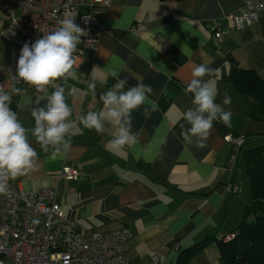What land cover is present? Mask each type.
Listing matches in <instances>:
<instances>
[{
    "label": "crops",
    "instance_id": "crops-1",
    "mask_svg": "<svg viewBox=\"0 0 264 264\" xmlns=\"http://www.w3.org/2000/svg\"><path fill=\"white\" fill-rule=\"evenodd\" d=\"M243 0H110L92 4L85 0L77 11H88L101 28L94 47L76 59V75L49 86H63L73 109L71 147L62 157L50 158L30 138L39 159L37 170L9 179L15 186L38 191L54 188L64 219L75 232L89 234L127 228L130 264H176L179 250L210 237L220 239L234 231L244 219L249 201L237 179L232 192L225 167L229 147L221 132L213 127L205 145L187 144L181 125L189 127L182 114L192 107V95L184 88L191 79L193 64H204L215 72L204 79L214 85L222 104L232 113L227 134L258 137L256 121L248 117L251 101L241 95L228 79L232 63L254 70L264 79V10L258 20L240 30L231 27L223 14L240 7ZM9 5L0 2V84L10 90L9 68L17 65L19 47L3 29ZM75 21V16H72ZM221 32L216 38L213 33ZM96 81V96L87 90ZM118 79L129 86L144 83L152 87L150 99L159 105L150 118L143 107L132 113V132L137 142L112 151L108 141L117 133L114 124H105L102 134L79 124V116L102 109L100 94ZM13 94L11 107L25 127L34 126L31 108L46 103L47 93L24 88ZM239 163V162H237ZM64 166L79 170L76 180L59 177ZM238 166V164H237ZM47 182V186H45ZM252 220V217H246ZM156 257V260H155ZM185 264H224L216 242L209 241Z\"/></svg>",
    "mask_w": 264,
    "mask_h": 264
},
{
    "label": "clouds",
    "instance_id": "clouds-1",
    "mask_svg": "<svg viewBox=\"0 0 264 264\" xmlns=\"http://www.w3.org/2000/svg\"><path fill=\"white\" fill-rule=\"evenodd\" d=\"M87 33L75 23L74 18L66 17L59 21L53 30L44 32L42 38L29 45L25 43L17 60L12 86L0 84V194L7 192L8 179L27 176L37 170L39 155L32 146L30 138L38 143L44 152H50V158L62 157L71 147L73 129L77 121L72 119L73 109L67 97L75 93L70 89L66 93L63 86L55 87L50 93L49 86L58 80L67 81L76 75L77 46L81 37ZM215 72L204 64H193L191 79L184 93L192 95V107L183 112L182 118L189 127L181 125L180 135L187 144L201 148L215 121L230 126L232 113L224 106L230 105L231 97L225 93L222 104L216 102L217 89L204 78ZM24 83L37 92L47 93L46 103L31 108L34 126L25 127L18 113L11 107L13 94L20 95L25 90L17 87ZM128 81L118 79L106 92L100 94L102 109L89 111L79 116V124L88 130L102 134L105 124H114L117 133L108 141L112 151L123 150L137 142L132 132V113L143 107V114L150 118L159 105L150 99L152 87L138 83L126 88ZM88 92L96 96V81L87 86ZM47 186V182H45Z\"/></svg>",
    "mask_w": 264,
    "mask_h": 264
},
{
    "label": "built area",
    "instance_id": "built-area-1",
    "mask_svg": "<svg viewBox=\"0 0 264 264\" xmlns=\"http://www.w3.org/2000/svg\"><path fill=\"white\" fill-rule=\"evenodd\" d=\"M110 0H90V3L106 5ZM9 9L3 29L17 44L23 47L42 38L44 32L53 30L60 20L75 16V23L87 33L81 37L76 57L83 50L94 47L101 28L98 20L88 11L78 12L85 0H0ZM264 10V0H243L240 7L223 14L231 27L240 30L258 20ZM216 38L221 37L215 31ZM16 66L9 68V78L15 75ZM20 87L34 88L20 82ZM36 91V90H35ZM242 134L223 136L229 147L225 167L231 191H238L232 181L241 147L245 143ZM79 170L64 166L59 177L76 180ZM7 192L0 194V264H130L128 241L131 232L120 228L105 232L80 234L64 219L54 188L38 191L15 186L5 181ZM236 232H230L221 240L227 242ZM156 260V257H155Z\"/></svg>",
    "mask_w": 264,
    "mask_h": 264
},
{
    "label": "trees",
    "instance_id": "trees-1",
    "mask_svg": "<svg viewBox=\"0 0 264 264\" xmlns=\"http://www.w3.org/2000/svg\"><path fill=\"white\" fill-rule=\"evenodd\" d=\"M227 77L234 88L251 101L248 117L264 123V79L259 78L254 70L240 69L237 66ZM215 125L224 132V135L227 134L221 122L215 121ZM231 134L238 135L236 132ZM244 136L245 143L240 149L237 162L240 157L243 158L249 201L245 207L244 219L234 230L236 235L227 242H223L221 238L215 240L206 237L192 246L179 250L176 264H185L191 255L212 240L216 242L224 264H264V144L247 147L251 141L250 135ZM249 216L252 220L246 219Z\"/></svg>",
    "mask_w": 264,
    "mask_h": 264
},
{
    "label": "rangeland",
    "instance_id": "rangeland-1",
    "mask_svg": "<svg viewBox=\"0 0 264 264\" xmlns=\"http://www.w3.org/2000/svg\"><path fill=\"white\" fill-rule=\"evenodd\" d=\"M255 133L258 134L259 137L256 140H251L250 143L247 145V147H252L255 145H259V144H264V123L257 122V125L255 127ZM237 164H238V166H237ZM237 164H236V166L232 172V179L234 178V172L238 167L237 179L241 181L242 187L247 191L248 180H247V175L245 173V166H244V161H243L242 157H240L239 163H237ZM227 177H228V171H227ZM230 188H231V186H230ZM232 232H236V231H232Z\"/></svg>",
    "mask_w": 264,
    "mask_h": 264
},
{
    "label": "water",
    "instance_id": "water-1",
    "mask_svg": "<svg viewBox=\"0 0 264 264\" xmlns=\"http://www.w3.org/2000/svg\"><path fill=\"white\" fill-rule=\"evenodd\" d=\"M233 70L236 68V64L232 63Z\"/></svg>",
    "mask_w": 264,
    "mask_h": 264
}]
</instances>
